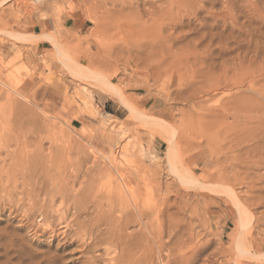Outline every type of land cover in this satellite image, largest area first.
Segmentation results:
<instances>
[{"label": "rangeland", "instance_id": "1", "mask_svg": "<svg viewBox=\"0 0 264 264\" xmlns=\"http://www.w3.org/2000/svg\"><path fill=\"white\" fill-rule=\"evenodd\" d=\"M127 1L129 0H120V2L119 0H0V264H116L114 260L120 261L127 252L124 250L126 254L123 253L120 246H117V250L113 237L109 236L111 238L108 240L107 235L111 231V235L120 231L119 217L123 212L132 209L129 212L133 216L138 215L134 206H130L132 202L127 196L128 201L124 197L119 198L118 191L113 190L114 186L107 187L109 182L106 177L110 174H115L117 177L119 171L126 180L132 181V187L134 183L139 184L134 188L141 184L138 190L144 191L141 204L145 208L141 204L140 206L145 210L142 209L144 213L152 209L148 212L150 214L144 215L143 220L156 232L161 231L164 238L161 236L162 240L158 239V241L169 244L174 235L192 233L191 239L184 247L186 250L184 248L182 250L188 258L193 259L187 264L193 262V264H261V262L264 264V244L261 243L264 240V168L260 165L264 162L262 158L264 146L262 149L260 146L264 143V118L263 121L253 117L247 120V112H244L239 122L234 116H230L236 114L238 106L233 97L240 91L235 88L228 91L221 84L223 78L220 75L224 77V68L226 64L231 63L236 53L232 55L226 51L224 57L223 54L219 57L220 48L217 46V41L209 49L210 52L205 48L206 43H199L204 32L202 30L204 18L210 13L219 14L221 3H213V5L211 0H199L197 2L198 8L200 7L197 12L199 15L197 14L196 17L188 16L189 13L180 15L185 18L188 16L189 21L183 18L184 21H188L185 22L188 24L185 25L186 28L179 27L173 30L174 54L179 57L180 52L196 50L201 58L202 55L205 58L201 59L199 56L193 66H188L185 62L178 64L177 61L174 65L171 61L168 62L169 65L172 63L169 66L167 62L161 64L158 60L137 58V53L151 40L139 34L129 36L127 30L134 23L136 7L139 5V10L158 12L177 0H159L147 6H143L142 0H134L133 6L121 13V4ZM79 18L88 25L87 33L84 35L72 33L64 27L67 21ZM197 18L199 20L195 21ZM149 19L145 17L143 21ZM43 24L44 27H52L54 31L53 43L56 55L53 61L43 58V65L40 67L30 60L29 45L32 40L44 39L47 36L36 37L28 33L37 25ZM222 25L224 24H220V30H223ZM211 50H215L214 57H210L214 54L209 55ZM129 51L132 54H129ZM228 60L229 62L225 63ZM182 66H185V69ZM202 69L205 70L204 75ZM231 73L228 77L233 75ZM103 80L108 82L109 89H106L109 92L103 90L105 88L101 86L104 85ZM213 81L214 84L219 82L221 85L219 83V86L216 85L217 83L210 85ZM229 99L231 102L228 101ZM257 114L261 115L258 112ZM257 114L252 113L254 117ZM249 120L254 121L250 122L251 124L256 121L257 125L251 126ZM261 122L262 130L259 131ZM250 127L258 130L257 134L259 132L263 134L259 133L256 138V131L250 132L248 130H251ZM245 131L246 134L253 133L252 136L255 134L253 136L255 138L249 136V133L246 136ZM241 134L245 136L244 138H252H246L247 141L243 140L244 138L240 139ZM238 135L243 142H238L234 146L233 143L237 142ZM50 137L52 139H49ZM168 138L173 139L175 144L171 161L168 158L170 147ZM214 139L220 144L214 143L215 141H212ZM210 140L215 146L217 145L218 150L220 147L222 151L219 152ZM228 145L232 146L230 150ZM257 145L255 149H258V152L253 151V154L251 149ZM223 149L228 154L225 155ZM243 149L245 151L250 149L251 153ZM211 150L216 152V156L209 153ZM259 152H262V155H259L261 161L257 155ZM53 155L56 161L57 157L60 159L51 166V162L54 161ZM234 155H237V158ZM107 161L111 168H107L109 165ZM252 162L260 167L256 165V168ZM123 168L128 170L124 171ZM137 170L142 172L139 174ZM246 171L250 175L245 176ZM135 174H138L137 178ZM129 175H132L133 180ZM73 176L77 177V182ZM98 176L102 179H97L100 178ZM58 180L59 182L65 180V184L59 183ZM103 182L108 190L104 188ZM74 184L76 187H73ZM153 185L158 187L156 195L160 197L147 194L148 190L155 189ZM90 189L93 191L91 192ZM71 191L72 194L75 192L73 196ZM103 194L109 198L108 201ZM98 197L102 201L95 203ZM121 198L122 202L123 199L126 201L123 202L124 204L120 201ZM165 201L169 202L166 204L170 205V208L165 207ZM100 202H103L104 206ZM118 202L120 206L124 205L123 209ZM107 203L111 205V209L113 208L109 218L107 216L110 207ZM77 204L81 205V208L84 207L81 212L86 214H80ZM99 204L103 208L98 207ZM127 206L129 209H126ZM153 206L157 207V210L153 209ZM103 209L107 210L108 215ZM95 210H98V213ZM102 210L110 222L107 218L105 220ZM158 211L160 214L163 211L164 215L161 216ZM165 211L170 213L169 216L164 213ZM152 212L156 213V216L152 217ZM111 216L115 217L116 221ZM136 216L132 217V221L134 219L136 223L134 221L131 223L141 224L142 220ZM100 217L104 220H100ZM151 217L152 219L155 217V222L150 219ZM91 220L96 221L95 224L92 222L93 225H90ZM150 222L153 224L151 225ZM84 224L89 225L86 230H84L85 226L88 225L83 227ZM113 224L117 229L112 227ZM134 224L129 226L131 229H123V232L127 230L124 233L128 235L134 230L133 234H136L140 225L138 227ZM159 224L165 226L158 227ZM94 225L95 228L100 225L99 229L94 231L95 228L92 227ZM155 226L160 230H156ZM101 227L105 228L107 235ZM169 227L171 231L178 233L174 234L175 232H171ZM175 227L181 228L184 233ZM104 239L107 242H104ZM110 240L113 242L112 245ZM150 243L149 246L154 244L155 248L151 246V254H155L153 259L157 264L158 246L152 240ZM167 248L162 253L167 257L162 256L164 260L167 259L164 261L165 264H170L169 261L174 258L171 254L175 255V253ZM177 255L180 253L177 252ZM177 255L175 257H178Z\"/></svg>", "mask_w": 264, "mask_h": 264}, {"label": "bare ground", "instance_id": "2", "mask_svg": "<svg viewBox=\"0 0 264 264\" xmlns=\"http://www.w3.org/2000/svg\"><path fill=\"white\" fill-rule=\"evenodd\" d=\"M133 1L134 0H129V1H127V2H124V3H122L121 5H122V8L120 9L121 11V13H123L124 11H126V9L127 8H131L132 6H133ZM136 1V0H135ZM155 1H159V0H142V4H143V6H147V4H150L151 2H155ZM199 0H177V1H175V3H174V1H173V3L171 2V4H170V6H168V7H166V8H161V9H163V10H161L160 8V10L158 11V12H153V11H148L147 10V12H145V10L144 11H142V10H139V6L138 7H136V11H135V13H137L136 15H135V20H134V23L133 24H131L130 25V27H129V29L127 30V34L129 35V36H132V35H135V34H139V35H141V36H143V37H145V38H149L150 40H151V42L148 44V45H146L145 46V48H143L139 53H137V58H140V60L141 59H143V58H147V59H149V60H151V59H154V60H158L159 62H161V64H166V62L168 63V62H172L173 63V65H174V62H178V64H179V62H185V63H187V65L188 66H193V64H195V63H197V61H198V58H199V52L198 51H196V50H188V51H185V52H180V54H179V57H177L175 54H174V43H175V41H174V43H173V35H174V32H173V30H176L177 28H179V27H181V28H183V27H185V25H188V24H185V22L187 23L188 21H189V18H188V16L189 15H195V17L197 16V12L199 11V8H198V4L199 3H197ZM201 1V0H200ZM100 2V1H99ZM111 2V1H110ZM113 2V1H112ZM119 2H120V0H119ZM211 2H212V4L214 3H221V6H222V8H221V10H220V13L219 14H217L216 12H214V13H210L209 15H207L205 18H204V20H203V23H202V30H204V32L201 34V38H200V40H199V43L201 44V43H206V46H205V48L209 51V49L210 48H212L214 45H215V43H216V41H217V46H219V48H220V54H219V57L220 56H222V54H223V57H224V54H226L227 52L226 51H228V52H230L232 55L234 54V53H236L235 54V56L233 57V59H232V61H231V63L230 64H226V66H225V68H224V77L223 76H221L220 75V77L221 78H223L222 79V81H221V84H223L224 85V87L226 88V89H228V91H229V89H231V88H235V89H237V90H239L238 92V94L236 95V96H234L233 97V99H234V101H236V104H237V108H236V114L234 115H230V116H234V118L235 119H238L237 121H239V120H242V119H239V118H241V114L242 113H244V112H247V116H248V118H247V120L248 119H251V117H253V118H255L256 120H258V121H260V120H262L263 121V118H264V0H211ZM116 3V2H115ZM197 3V4H196ZM201 3H203V1L201 2ZM219 3V4H220ZM107 4V3H106ZM109 4V3H108ZM213 4V5H214ZM114 5V4H113ZM197 5V6H196ZM107 6V5H106ZM115 6V5H114ZM150 6V5H149ZM154 6V5H153ZM151 7H152V4H151ZM161 7V6H160ZM203 7V6H202ZM154 10V9H153ZM142 11V12H141ZM208 11V10H207ZM200 12H201V9H200ZM183 13H189L188 14V16H187V18H185V16H183V17H181L182 15H183ZM181 15V16H180ZM199 15V14H198ZM145 17H148V18H150L149 20H145V21H143L144 19H145ZM181 17V18H180ZM193 17V16H192ZM194 17V18H195ZM183 18H185V19H188V21H184V19ZM193 18V19H194ZM190 19H191V16H190ZM192 19V20H193ZM197 20H199L198 18L195 20V21H197ZM201 20V19H200ZM211 20V21H210ZM168 21V23L166 24V22ZM191 21V20H190ZM200 23V24H201ZM221 23H223L224 25H222L223 26V30H220L219 29V27H220V24ZM96 25V24H95ZM200 26V25H199ZM189 27V26H188ZM186 28V27H185ZM197 28V27H196ZM200 28V27H199ZM222 29V28H221ZM168 33L167 35H165L164 33H166V32ZM169 31V32H168ZM188 33V32H187ZM175 36V35H174ZM176 41H177V38L175 39ZM59 45V44H58ZM130 46V45H129ZM131 46H133V45H131ZM59 48V47H58ZM200 48V47H199ZM218 48V47H217ZM192 49V48H191ZM60 52V51H59ZM176 52V51H175ZM210 52V51H209ZM215 50H211V53H209V55H213V56H210V57H214L215 56ZM223 52V53H222ZM224 52H226V53H224ZM177 53H178V51H177ZM59 54H61V53H59ZM129 54H132V52L131 51H129ZM136 54V53H135ZM181 54H184V56H180ZM119 55H121V54H119ZM202 55V54H201ZM208 55V56H209ZM207 56V57H208ZM202 57L203 58H201V56H200V58L201 59H204L205 57H204V55H202ZM207 57H206V59H207ZM216 58V57H215ZM131 59V58H130ZM221 59V58H220ZM129 62V61H128ZM201 62H202V60H201ZM200 62V63H201ZM205 62H206V60H205ZM208 62V61H207ZM229 62V60L228 61H226L225 63H228ZM171 63V64H172ZM158 64V63H157ZM160 64V63H159ZM160 64V65H161ZM170 64V65H171ZM178 64H176V65H178ZM206 64V63H205ZM167 65H169V63L167 64ZM169 65V66H170ZM173 65H172V67H173ZM202 65H204V63H202ZM207 65V64H206ZM213 65V64H212ZM210 66V65H209ZM214 66V65H213ZM213 66H212V68H213ZM172 67H171V69H172ZM175 67H178V66H175ZM175 67H174V69H175ZM185 67V66H184ZM183 66H182V68L183 69H185ZM206 67V66H205ZM208 67V66H207ZM166 68V67H165ZM181 68V69H182ZM187 68V67H186ZM209 68V67H208ZM221 68H222V65H221ZM75 69V68H74ZM173 69V70H174ZM177 69H179V68H177ZM214 70H215V68H213ZM213 69H211V70H213ZM33 70V69H32ZM166 70H168V69H166ZM202 70H204V69H202ZM222 69H220V71H221ZM79 72H80V70H79ZM86 72V71H85ZM171 72H173V71H171ZM175 72V71H174ZM204 72H205V70L203 71V75H204ZM230 72H232L233 73V75L231 76V77H228V75H229V73ZM82 73V72H81ZM215 73V72H214ZM218 73H220V72H218ZM231 73V74H232ZM22 74V73H21ZM85 74H87V73H85ZM207 74V73H206ZM210 74V73H209ZM208 74V75H209ZM211 74H212V72H211ZM210 74V75H211ZM221 74H222V72H221ZM201 75V74H200ZM207 75V76H208ZM219 74H217V76H218ZM223 75V74H222ZM207 76H205L206 78H207ZM214 76V75H213ZM213 76H212V78H213ZM54 77V76H53ZM202 77H204V76H202ZM209 77V76H208ZM219 77V76H218ZM217 77V78H218ZM211 78V79H212ZM216 78V79H217ZM56 79V78H55ZM208 79V78H207ZM219 79V78H218ZM205 80V79H204ZM210 80V79H209ZM45 81V80H44ZM100 81V80H99ZM98 81V82H99ZM104 81V85L102 84L101 86L103 87V86H105V88L103 89L102 87H100V88H102L104 91H106V90H108L109 88V86H108V82H105V80H103ZM102 81V82H103ZM208 81V80H207ZM15 82V81H14ZM1 83V82H0ZM217 83V84H216ZM215 84L217 85V86H219L218 85V83L219 82H216ZM44 84V83H43ZM48 84V83H47ZM98 84V83H97ZM214 84V81H213V84H210V85H215ZM220 84V83H219ZM220 84V85H221ZM13 86V85H12ZM23 86V85H22ZM204 86V85H203ZM57 87V86H56ZM113 87V86H112ZM221 87V86H220ZM106 88H108V89H106ZM114 88V87H113ZM211 88V87H210ZM213 88V87H212ZM215 88H216V86H215ZM209 89V88H208ZM217 89H219L220 90V88H218L217 87ZM223 89V88H222ZM226 89H224V90H226ZM102 90V91H103ZM114 90H115V88H114ZM232 90H234V89H232ZM231 90V91H232ZM218 91V90H217ZM223 91V90H222ZM222 91L220 92V93H222ZM230 91V92H231ZM2 92V91H1ZM107 92V91H106ZM105 92V93H106ZM108 92H109V90H108ZM111 92H113L112 90H111ZM110 92V93H111ZM226 92V91H225ZM236 92V91H235ZM111 94H113V93H111ZM224 94V93H223ZM227 94V93H226ZM232 94V93H231ZM7 95V94H6ZM206 95V94H205ZM215 95V94H214ZM222 95V94H221ZM11 96V95H10ZM14 96V95H13ZM17 96V95H16ZM194 96V95H193ZM209 96V95H208ZM8 97V96H7ZM204 97V96H203ZM228 97H229V95H228ZM18 98V97H17ZM206 98H207V96H206ZM230 98V97H229ZM92 99V98H91ZM198 99V98H197ZM228 101H230V99L228 100ZM234 101H233V103H234ZM6 102V101H5ZM8 102V101H7ZM231 102V101H230ZM222 103V102H221ZM225 103V102H224ZM235 104V105H236ZM30 105V104H29ZM7 106V105H6ZM87 106V105H86ZM231 106H233V105H231ZM16 107V106H15ZM13 108V107H12ZM233 108V110H234V107H232ZM1 109V108H0ZM230 109V108H229ZM4 110H6V109H4ZM3 110V111H4ZM35 110V109H34ZM226 110V109H225ZM224 110V111H225ZM231 110V109H230ZM9 111V110H8ZM7 111V112H8ZM12 111V110H11ZM234 112V111H233ZM254 112H256V113H254ZM257 112L258 113H261V115L260 116H258L259 114H257ZM4 113V112H3ZM2 113V114H3ZM252 113L255 115V114H257V116L256 117H254L253 115H252ZM9 114V113H8ZM225 114H228V113H226L225 112ZM135 115V114H134ZM6 116V115H5ZM9 116V115H8ZM30 116V115H29ZM222 116V115H221ZM246 115H245V117H247ZM27 117H28V115H27ZM136 117V116H135ZM223 117H224V115H223ZM227 116H225V118H226ZM206 118V116L204 117V119ZM1 119V118H0ZM12 119V118H11ZM244 119H246V118H244ZM243 119V122L245 121ZM108 121V120H107ZM225 121V120H224ZM236 121V122H237ZM40 122V121H39ZM240 122V121H239ZM249 123L250 122H254V121H251V120H249L248 121ZM104 123V122H103ZM106 123V122H105ZM226 123V122H225ZM229 123V122H228ZM247 123V122H246ZM255 123H256V121H255ZM254 123V124H255ZM257 123H259V122H257ZM3 124V123H2ZM27 124V123H26ZM251 124V123H250ZM254 124L252 123L251 124V126H254ZM108 125V124H107ZM243 125V124H242ZM246 125V124H245ZM255 125H257V124H255ZM262 122H261V126H260V130L259 131H261L262 130ZM215 126V125H214ZM238 126V125H237ZM259 126V125H258ZM258 126H255V128L256 127H258ZM50 127V126H49ZM212 127V126H211ZM216 127V126H215ZM239 127V126H238ZM242 127V126H241ZM210 128V127H209ZM245 128V127H244ZM243 128V129H244ZM251 128V130L250 129H248L250 132L252 131L253 133H255V131H256V138H257V136H259V133H261V132H259L258 134H257V131L258 130H254V128L253 127H250ZM13 129V128H12ZM246 129V128H245ZM244 129V130H245ZM21 130V129H20ZM31 130V129H30ZM121 130H122V128H121ZM211 130H212V128H211ZM121 132V131H120ZM119 132V133H120ZM211 132V131H210ZM240 132H241V130H240ZM246 132L247 131H245V135L247 136V134L249 133H247L246 134ZM202 133V132H201ZM215 133V132H214ZM244 133V132H243ZM242 133V134H243ZM253 133H249V136L251 135V134H253ZM264 133V132H263ZM263 133H261V134H263ZM123 135H124V133H122ZM241 134V135H242ZM255 135V134H254ZM253 135V136H254ZM264 135V134H263ZM41 136V135H40ZM54 136V135H53ZM206 136H208V135H206ZM252 136V135H251ZM252 136V137H253ZM245 137V136H244ZM243 137V135H242V137H240V139H243L244 138ZM251 137V138H252ZM24 138V137H23ZM57 138V137H56ZM211 138V137H210ZM231 138V137H230ZM238 139H239V135H238V137H237ZM247 138V137H246ZM246 138H244L243 140H246ZM248 138H250V137H248ZM247 138V139H248ZM250 138V139H251ZM253 138H255V137H253ZM260 138V137H259ZM49 139H52L51 137L49 138ZM238 139H236L237 140V142L236 143H233L234 144V146L235 145H237L238 144V142H241L242 140H240L239 139V141H238ZM262 139V138H261ZM42 140V139H41ZM168 140V142L170 143V147H169V161H171L172 160V154H173V149L175 148L174 146H175V144H174V142H173V139H170V138H168L167 139ZM206 140V139H205ZM226 140V139H225ZM231 140V139H230ZM232 140H235V139H232ZM254 140V139H253ZM16 141V140H15ZM23 141H24V139H23ZM209 141V140H208ZM211 141V140H210ZM214 143H217L216 142V140L214 139V140H212ZM211 141V142H212ZM247 141V140H246ZM258 141V140H257ZM262 141V140H261ZM263 141H264V138H263ZM211 142H209V144L211 143ZM212 142V144H214ZM232 142H234V141H232ZM243 142V141H242ZM241 142V143H242ZM245 142V141H244ZM7 143H8V141H7ZM12 143V142H11ZM36 143V142H35ZM223 143H224V140H223ZM226 143H228V142H226ZM255 143V142H254ZM261 143V142H260ZM263 143V142H262ZM16 144H17V142H16ZM37 144V143H36ZM212 144H211V147H212ZM220 143L218 142V145H219ZM225 144V143H224ZM245 144V143H244ZM256 144H258L257 142H256ZM9 145V144H8ZM222 145V144H221ZM231 145V144H230ZM243 145V144H242ZM259 145V144H258ZM258 145L257 146H255L254 148L252 147V149H251V152H253V151H255V152H258V149L256 150L255 148L256 147H258ZM62 146H64V145H62ZM70 146H71V144H70ZM214 146H215V144H214ZM213 146V147H214ZM217 146V145H216ZM216 146H215V148H216ZM223 147H224V145H222ZM229 146V145H228ZM233 146V147H234ZM240 146H241V144H240ZM261 146V149H262V146H264V143H263V145L261 144L260 145ZM260 146H259V148H260ZM8 147V146H7ZM15 147H17V146H15ZM43 147V146H42ZM41 147V148H42ZM124 147V146H123ZM208 147H210V145L208 146ZM211 147L209 148V150L211 149ZM212 147V148H213ZM230 147V146H229ZM232 147V146H231ZM231 147L229 148V150L231 149ZM238 147H239V145H238ZM11 148V147H10ZM225 148V147H224ZM241 148V147H240ZM9 149V148H8ZM66 149V148H65ZM72 149V148H71ZM124 149V148H123ZM130 149V148H129ZM217 150H218V148H216ZM225 149H227V148H225ZM225 149H223V151H225V155L226 154H228L227 152H226V150ZM232 149H234V148H232ZM236 149V148H235ZM238 149V148H237ZM250 149L249 150H247V151H245V149H243L245 152H250ZM255 149V150H254ZM261 149L259 150V151H261ZM63 150H64V148H63ZM214 151H217V150H215V149H213ZM239 150V149H238ZM8 151V150H7ZM17 151V150H16ZM62 151V150H61ZM122 151V150H121ZM125 151V150H124ZM219 152H221L222 150H220V147H219V150H218ZM237 151V150H236ZM21 152V151H20ZM229 152V151H228ZM231 152H233V150H231ZM244 152V153H245ZM250 152V153H251ZM11 153V152H10ZM24 153V152H23ZM65 153V152H64ZM72 152H70V154H71ZM128 153V152H127ZM209 153H212V154H214V156H216L215 154H216V152H212V150L211 151H209ZM235 153V152H234ZM262 153V152H261ZM260 152H259V154H257L258 155V158H259V155L261 154ZM32 154V153H31ZM135 154V153H134ZM133 154V155H134ZM212 154H209V155H212ZM224 154V153H223ZM232 154V153H231ZM238 154V153H237ZM248 154V153H247ZM246 154V155H247ZM253 154H254V152H253ZM264 154V153H263ZM15 155V154H14ZM262 155V154H261ZM260 155V156H261ZM66 156V155H65ZM64 156V157H65ZM90 156V155H89ZM88 156V157H89ZM108 156V155H107ZM107 156H106V158H107ZM213 156V157H214ZM235 156V155H234ZM237 156V155H236ZM235 156V158H237ZM243 156V155H242ZM21 157H23L22 156V154H21ZM56 157V156H55ZM99 157V156H98ZM136 157V156H135ZM205 157H207V156H205ZM211 158H212V156H210ZM238 157H240V156H238ZM256 158V156H253V158ZM51 158H52V156H51ZM66 158V157H65ZM70 158V157H69ZM72 158H74V157H72ZM95 158H97V157H95ZM241 158V157H240ZM247 158V157H246ZM262 158H264L263 157V155H262ZM49 159V158H48ZM53 159H54V155H53ZM57 159V161L60 159V158H56ZM92 159V158H91ZM111 159H114V158H111ZM136 159V158H135ZM207 159V158H206ZM260 160L259 161H261V157L259 158ZM47 160V159H46ZM74 160V159H73ZM79 160V159H78ZM85 160V159H84ZM93 160V159H92ZM103 160V159H102ZM106 160V159H105ZM240 160V159H239ZM55 161V162H54ZM54 161H52L51 162V160H50V162H51V166L53 165V163H54V165L56 164V160L54 159ZM61 161V160H60ZM71 161V160H70ZM70 161H68V162H70ZM77 161V160H76ZM104 161V160H103ZM113 162H114V160H112ZM241 161V160H240ZM257 161H258V159H257ZM264 161V160H263ZM65 162H66V160H65ZM112 162V163H113ZM244 162V161H243ZM255 162H256V160H255ZM255 162H252V164H254ZM79 163H80V161H79ZM101 163H103V162H101ZM106 163V162H105ZM107 163H108V161H107ZM117 163V162H116ZM119 163V162H118ZM120 163H122V162H120ZM135 163H136V161H135ZM138 163V162H137ZM211 163H213V162H211ZM218 163V162H217ZM256 163H258V162H256ZM25 164H26V162H25ZM58 164V163H57ZM68 164V163H67ZM72 164V163H71ZM87 164V163H86ZM97 164V163H96ZM109 164V163H108ZM140 164V163H139ZM209 164H210V162H209ZM99 165H101V164H99ZM131 165V164H130ZM141 165V164H140ZM256 165H258V164H256ZM256 165L254 164L253 166H255L256 167ZM263 168H264V162H262V164H260ZM127 166V165H126ZM67 167V166H66ZM110 167V164L108 165V167L107 168H109ZM257 167H260L259 165L257 166ZM256 167V168H257ZM261 167V168H262ZM45 168V167H44ZM51 168H53V167H51ZM68 168V167H67ZM100 168V167H99ZM98 168V169H99ZM102 168V167H101ZM111 168V167H110ZM114 168H115V166H114ZM127 168H130V167H127ZM46 169V168H45ZM54 169V168H53ZM106 169V168H105ZM113 169V168H112ZM123 169H125L124 171H127L126 170V168H123ZM259 169V168H258ZM29 170V169H28ZM79 170V169H78ZM131 170V169H130ZM261 170V169H260ZM47 171V170H46ZM45 171V172H46ZM76 171H77V169H76ZM95 171V170H94ZM109 171H110V169H109ZM118 171H119V169H118ZM134 170L132 169V172H133ZM137 171H139V170H137ZM35 172V171H34ZM96 172H101V171H96ZM112 172V171H111ZM115 172V171H114ZM113 172V173H114ZM140 172H142V171H139V174H140ZM144 172V171H143ZM19 173V172H18ZM84 173H85V171H84ZM92 173V172H91ZM105 172L103 171V174H104ZM119 173H121L120 171H119ZM117 174V177L115 176V174L114 175H112V174H110V176H108V177H106L107 178V180H108V182H109V186H107V187H113V190L114 191H118V194H119V198L120 197H124V199L126 200V198L129 200V201H131L132 202V204L130 205V206H134V209H135V211H136V213H137V215L139 216V218L142 220V223L140 224L139 222V224H134V223H136L135 221H134V219H133V221H134V223H131V222H133L132 221V217H135L136 215V213H134V215L135 216H133L132 215V213L131 212H129V211H132V209L130 210L129 209V206H127L128 208H126V209H129L126 213L128 214V215H126V213H124L123 212V215L121 216V217H119V215H118V217L119 218H121L120 220H119V222L121 223V225L119 224V222H117L119 225H120V227H121V229H120V227H119V229H120V231L119 232H117V230H116V232L117 233H119V234H112V235H114V236H112L110 233L112 232H109V235H107L106 233H105V228L103 229L102 227H101V229H103L104 230V234L105 235H107L108 237L109 236H111V237H113L112 239H113V241L116 243V249H117V246H120V247H122L121 249H123L122 251H123V253H125V252H127V254L125 255V256H123L122 258H121V256H119L120 258H121V260L120 261H118V260H114L115 262H116V264H155L154 263V260L155 259H153L154 258V255H152L151 253H152V248H155V247H153V245L154 244H152L151 246H152V248H151V246H149L151 243V240L153 241V243H155L157 246H158V253H159V262L157 263V264H165V260H167V259H165L164 260V257L166 256H164L162 253H164L163 251H164V249L165 248H167V247H169V249H170V251H172V253L174 252L175 253V255H172L171 253V257H173L174 256V258H171L170 256V258L172 259L171 261H169V262H171L170 264H187V263H190V262H192V260L193 259H191L190 257L188 258L187 256H186V254L182 251L183 250V248L185 247V245H186V242L188 241V240H190L191 239V234L192 233H190L189 235H188V233H187V235H186V233H185V235H180V233H179V235L177 234V235H174V234H176V233H178V232H175V231H171V228H170V231L171 232H175L174 234H172L171 233V235H174L173 236V239H175L176 241H173V239L172 240H170V242H169V244H167L166 242H164V244L162 243V241H160V240H162V239H160L161 238V231H155L154 229H152V227H150L149 225H147V223H145L144 222V215L146 214V213H148V212H150V210H152V209H150V210H148V212H145L144 213V209L143 208H141V206L142 207H144L143 206V204H141V202L143 201V192H140V190H138V188L141 186V184H140V186L139 187H135V188H137V189H135L134 188V186H138V185H136V183H134L135 185L132 187V181H130V180H126L125 179V177L123 176V174ZM126 173V172H125ZM130 173V172H129ZM134 173H136V172H134ZM146 173V172H145ZM243 173V172H242ZM248 171H246V174H245V176H247V175H250V173H248ZM7 174V173H6ZM10 174V173H9ZM9 174H8V176H9ZM36 174V173H35ZM39 175L41 174V172L40 173H38ZM88 174V173H87ZM96 174V176H97V173H95ZM101 173H98V175H100ZM106 175V174H105ZM128 175V174H127ZM134 175V174H133ZM260 175H261V173H260ZM263 175V174H262ZM15 176H16V173H15ZM23 176V175H22ZM77 176V175H76ZM89 176V175H88ZM95 176V177H96ZM101 177H103L102 176V174L100 175ZM100 176H98V177H100ZM126 176V175H125ZM131 176V179L133 180V178H132V175H129V177ZM147 176V175H146ZM154 176V175H153ZM191 176V175H190ZM244 176V175H243ZM73 177H75V176H73ZM93 177V176H92ZM97 178V179H102V178ZM128 177V178H129ZM134 177V176H133ZM135 177L137 178L138 177V174H135ZM134 177V178H135ZM142 177V176H141ZM140 177V179H142ZM157 177V176H156ZM181 177V176H180ZM23 178V177H22ZM44 178V177H43ZM59 178V177H58ZM67 178V177H66ZM76 178V182H77V177H75ZM255 178V177H254ZM41 179V178H40ZM52 179V178H51ZM144 179V178H143ZM260 179H262V178H260ZM14 180V179H13ZM61 180V179H60ZM73 180V179H72ZM78 180H80V179H78ZM89 180H91V178L89 177ZM135 180H137V179H135ZM257 180V179H256ZM16 181V180H15ZM24 181V180H23ZM26 181V180H25ZM70 181H71V179H70ZM69 181V182H70ZM92 181V180H91ZM198 181V180H197ZM263 181V180H262ZM20 182V181H19ZM27 182V181H26ZM58 182H59V180H58ZM61 182V181H60ZM59 182V183H60ZM68 182V183H69ZM75 182V183H76ZM95 182V181H94ZM140 182H142V180L140 181ZM13 183V182H12ZM61 183H64L65 184V180L63 181V182H61ZM72 183V182H71ZM83 183V182H82ZM86 183V182H85ZM92 183V182H91ZM138 183V182H137ZM15 184V183H14ZM23 184V183H22ZM25 184V183H24ZM79 184V183H78ZM93 184V183H92ZM97 184V183H96ZM100 184V183H99ZM111 184V185H110ZM153 184V183H152ZM151 184V185H152ZM29 185V184H28ZM31 185V184H30ZM54 185V184H53ZM70 185V184H69ZM72 185V184H71ZM75 185V184H74ZM73 185V187H76V185L74 186ZM105 184H104V182H103V186H104ZM13 186H15V185H13ZM17 186V188H18V185H16ZM47 186V185H46ZM62 186H63V184H62ZM66 186V185H65ZM89 186H91V185H89ZM96 186H98V185H96ZM100 186V185H99ZM154 186V185H153ZM84 187V186H83ZM92 187V186H91ZM106 187V185L104 186V188ZM155 187V186H154ZM153 187V188H154ZM12 188V187H11ZM25 188V187H24ZM65 188V187H64ZM68 188H69V186H68ZM72 188V187H71ZM157 188L158 187H155V189H150V190H148L147 191V194L148 195H151V196H155L156 195V193H157ZM77 189V188H76ZM89 189V188H88ZM93 189V188H92ZM101 189V188H100ZM106 189V188H105ZM140 189V188H139ZM142 189V188H141ZM159 189H160V187H159ZM63 191L65 190V189H62ZM81 190V189H80ZM91 190V189H90ZM95 190V189H94ZM106 190H108V188L106 189ZM113 190H112V192H113ZM73 191H74V189H73ZM76 191V190H75ZM93 190H91V192H92ZM98 191V190H97ZM104 191V190H103ZM230 191V190H229ZM233 191V190H232ZM30 192V191H29ZM62 192V191H61ZM100 192V191H99ZM112 192H110V195H111V193ZM228 192V191H227ZM226 192V193H227ZM234 192V191H233ZM233 192H232V194H233ZM38 193V192H37ZM68 193V192H67ZM75 193V192H74ZM74 193L72 194V191H71V196H73L74 195ZM78 193V192H77ZM80 193V192H79ZM87 193V192H86ZM106 193V192H105ZM229 193V192H228ZM96 194V193H95ZM94 194V195H95ZM101 194V193H100ZM114 194H116V192L114 193ZM113 194V195H114ZM159 194H161V193H159ZM166 194V193H165ZM169 194H170V192H169ZM235 194V193H234ZM41 195V194H40ZM93 195V196H94ZM104 196V198H107V196H105V194H103ZM38 196H39V194H38ZM37 196V197H38ZM43 196V195H42ZM48 196H49V194H48ZM84 196V195H83ZM87 196V195H86ZM109 196V195H108ZM112 196V195H111ZM111 196H109V197H111ZM127 196V197H126ZM156 196H159L158 194L156 195ZM168 196V195H167ZM232 196V195H231ZM77 197V196H76ZM90 197H92V196H90ZM115 196H113V198H114ZM160 197V196H159ZM172 197V196H171ZM262 197V196H261ZM260 197V198H261ZM42 198V197H41ZM74 198H75V196H74ZM81 198V197H80ZM93 198V197H92ZM112 198V197H111ZM155 198V197H154ZM236 197H234V199H235ZM76 199V198H75ZM79 199V198H78ZM78 199H77V201H78ZM108 199L109 198H107V201H108ZM123 199V202H126V201H128V200H124ZM157 199V198H156ZM171 199V198H170ZM184 199V198H183ZM237 199V198H236ZM262 199V198H261ZM101 199H99V197L97 198V202H95V203H99L98 201H100ZM104 200V199H103ZM83 201V200H82ZM89 201V200H88ZM102 201V200H101ZM121 202H122V198H121V200H120ZM169 201V200H168ZM168 201H165L164 203L166 204ZM237 201V200H236ZM235 201V202H236ZM87 202V201H86ZM85 202V203H86ZM122 202V203H123ZM131 202H129V203H131ZM75 203H76V201H75ZM74 203V204H75ZM77 203H80V202H77ZM91 203V202H90ZM95 203H93V204H95ZM110 203V202H109ZM109 203H107L108 204V206H109ZM128 203V202H127ZM143 203V202H142ZM81 204V203H80ZM87 204H89V203H87ZM100 204L102 205V206H104L103 205V202L101 203L100 202ZM100 204L98 205V207H100V208H103V207H101L100 206ZM111 204V203H110ZM118 204H119V202H118ZM117 204V205H118ZM124 204V203H123ZM126 204V203H125ZM140 204H141V206H140ZM157 203L155 202V205H156ZM168 204H169V202H168ZM77 205H79V204H77ZM82 205V204H81ZM81 205H79L78 207L80 208L79 210H80V214H82V212H81V209H84V207L83 208H81ZM127 205H129V204H127ZM146 205V204H145ZM154 205V206H155ZM238 205V204H237ZM236 205V206H237ZM76 206V205H75ZM83 206V205H82ZM94 206V205H93ZM111 206V205H110ZM109 206V207H110ZM113 206V205H112ZM115 206V205H114ZM119 206H120V204H119ZM122 206H124V205H122ZM122 206H120L121 208H122ZM152 207L153 209L155 208V207ZM158 206V205H157ZM160 206V205H159ZM164 206V205H163ZM179 206V205H178ZM181 206V205H180ZM238 206H240V205H238ZM77 207V206H76ZM91 207V206H90ZM107 207V206H106ZM147 207V206H146ZM165 207H169L170 208V205L168 206L167 204L165 205ZM117 208V207H116ZM115 208V209H116ZM131 208V207H130ZM145 208V207H144ZM157 208V207H156ZM155 208V209H156ZM160 208V207H159ZM240 208V207H239ZM93 209H95V207L93 208ZM107 209V208H106ZM113 209V208H112ZM111 209V207H110V210H109V215H108V213H107V215L106 214H104L105 212H103V210H102V212H103V214H104V216L102 215V213H101V216H103V217H105V220H106V218L108 217H110V211L112 210ZM120 209V208H119ZM123 209V208H122ZM122 209H120V210H122ZM133 209V210H134ZM144 211H143V210ZM164 208L162 207V210H163ZM181 209H182V207H181ZM75 210H78V209H75ZM79 210H78V212H79ZM86 210H88V208H86ZM118 210V209H117ZM146 210H147V208H146ZM157 210V209H156ZM165 210H167L168 211V209H166L165 208ZM83 211V210H82ZM85 211V210H84ZM83 211V212H84ZM88 211H90V209L88 210ZM96 212L98 211V210H95ZM101 211V210H100ZM154 212H155V210H153ZM164 211V210H163ZM163 211H162V213H163ZM169 211H170V209H169ZM70 212V211H69ZM87 212V211H86ZM93 212H94V210H93ZM112 212V211H111ZM120 213H121V211H119ZM154 212H152L153 214H152V217H153V215L154 216H156L155 214H154ZM161 212V211H160ZM98 213V212H97ZM114 213H116V212H114ZM160 214L159 213V211H158V214H160L161 216L162 215H164V214ZM164 213H166V214H168L166 211L164 212ZM83 214H86V213H83ZM82 214V215H83ZM99 214H100V212H99ZM98 214V216H100ZM148 214H150V213H148ZM170 214V213H169ZM169 214H168V216H169ZM81 215V216H82ZM113 215V214H112ZM87 216V215H86ZM107 216V217H106ZM138 216H136V217H138ZM146 216V215H145ZM151 216V215H150ZM171 216V215H170ZM84 217V216H83ZM101 218L100 217V220L101 219H103L104 220V218ZM152 217L150 218V219H152ZM160 217V216H159ZM79 218V217H78ZM108 218H107V220H108ZM111 218H112V216H111ZM114 218V220H115V217H113ZM112 218V219H113ZM149 218V217H148ZM147 218V219H148ZM155 218V217H154ZM154 218L152 219L153 221H154ZM99 219V218H98ZM111 219V220H112ZM118 219V218H117ZM159 219H161V217L159 218ZM79 220H80V218H79ZM135 220H136V218H135ZM140 220V221H141ZM171 220V219H170ZM169 220V221H170ZM83 221V220H82ZM95 221V220H94ZM113 221V220H112ZM116 221V220H115ZM150 221V220H149ZM152 221V222H153ZM164 221V220H163ZM85 222V221H84ZM84 222H82V223H84ZM93 221L91 220V223H92ZM96 222V221H95ZM95 222H93L94 224H95ZM108 222H110L109 220H108ZM144 222V223H143ZM152 222H150L151 223V225L153 224ZM155 222V221H154ZM159 222V221H158ZM157 221H156V223H158ZM175 222V221H174ZM79 223H80V221H79ZM82 223H81V225H82ZM86 223H88L87 221H86ZM90 223V225H93V223L91 224ZM97 223H99V222H97ZM101 223V222H100ZM103 223H104V221H103ZM131 223V224H130ZM149 223V224H150ZM161 223V222H160ZM105 224V223H104ZM108 224H110V223H108ZM132 224H134L135 226L137 225L138 227H139V225H140V228H139V231L138 230H136V231H138L136 234H133L134 233V230H133V233H131V234H128V235H126L124 232H127V230L126 231H124L123 232V229L125 230V229H129L131 226H132ZM259 224V223H258ZM85 225H88V224H84L83 225V227L85 226ZM154 225H155V223H154ZM162 225V224H161ZM161 225L159 224V226L158 227H161ZM173 225H177V224H173ZM130 226V227H129ZM162 226H165V225H162ZM86 227H89V225L88 226H85V229L84 228H81L80 227V229H84V230H86ZM91 227V226H90ZM92 227H94L95 228V225L94 226H92ZM96 227H97V225H96ZM99 227H100V225L97 227L98 229H99ZM106 227V226H105ZM112 227L113 228H115L114 227V224L112 225ZM111 227V228H112ZM123 227V228H122ZM173 227V226H172ZM97 228H95L94 229V231H96V229ZM164 228H166V227H164ZM164 228L162 229V230H164ZM177 228H179V227H177ZM176 227H175V229H177ZM190 228V227H189ZM88 229V228H87ZM91 229H93V228H90V230ZM106 229H108L107 227H106ZM115 229H117V227L115 228ZM131 229V228H130ZM138 229V228H137ZM155 229L156 230H160V228H158L157 229V226H155ZM180 230H181V228H179ZM89 230V229H88ZM114 230V229H113ZM169 230V229H168ZM178 230V229H177ZM179 230V231H180ZM192 230V229H191ZM97 231H99V230H97ZM165 231V230H164ZM167 231V230H166ZM85 232V231H84ZM88 232V231H87ZM115 232V231H114ZM129 232V231H128ZM131 232V231H130ZM181 232H183L182 230H181ZM92 233V232H91ZM163 234L165 233V234H167L166 232H162ZM184 233V232H183ZM93 234H95V232H93ZM98 235V234H97ZM168 235H169V232H168ZM199 235V234H198ZM185 236H187L186 238H185ZM99 237V235L97 236V238ZM104 237V236H103ZM107 237V239L109 240L111 237H109L108 238ZM163 238H164V236H162ZM166 237V236H165ZM175 237V238H174ZM198 237V236H197ZM105 238V237H104ZM96 239V238H95ZM158 239H160L159 241H158ZM125 240V241H124ZM164 240V239H163ZM106 240L104 239V242H105ZM111 241V240H110ZM262 241H264V240H262ZM261 241V243H263L264 244V242H262ZM107 242V241H106ZM108 243L110 244V242L108 241ZM108 243H104V244H108ZM112 241H111V245H112ZM165 243L167 244V245H165ZM260 243V242H259ZM158 244H160V245H158ZM114 246V245H113ZM166 246V247H165ZM188 246V245H187ZM262 246V245H261ZM203 247V246H202ZM258 247V246H257ZM260 247V246H259ZM187 248V247H186ZM189 248V247H188ZM168 249V248H167ZM260 249V248H259ZM263 249H264V247H263ZM118 250V249H117ZM124 250H125V252H124ZM154 250H156V249H153V251ZM177 250V251H176ZM184 250H186L185 248H184ZM261 250V249H260ZM115 251V250H114ZM176 251V252H175ZM182 251V252H181ZM262 251V250H261ZM261 251H259V252H261ZM117 252V251H116ZM121 252V251H120ZM120 252H119V254H120ZM155 252H157V251H155ZM177 252L178 253H180V255H177ZM188 252H190V251H188ZM187 252V253H188ZM256 252V251H255ZM122 253V252H121ZM122 253V254H123ZM195 253H196V251H195ZM198 253V252H197ZM118 254V253H117ZM169 254V255H170ZM124 255V254H123ZM164 257H163V256ZM178 256V257H175V256ZM191 255V254H190ZM189 255V256H190ZM191 256H193V255H191ZM259 256V255H258ZM156 257V256H155ZM167 257V256H166ZM199 257V256H198ZM197 257V258H198ZM163 258V259H162ZM169 258V259H170ZM193 258H194V256H193ZM113 259V258H112ZM116 259H117V257H116ZM158 260V259H157ZM196 260V259H195ZM113 261V260H112ZM156 261V260H155ZM258 261H261V260H259L258 259ZM168 262V263H169ZM264 262V261H263ZM194 263V262H193ZM192 263V264H193ZM258 263V262H257ZM114 264V263H113ZM261 264H262V262H261Z\"/></svg>", "mask_w": 264, "mask_h": 264}, {"label": "crops", "instance_id": "3", "mask_svg": "<svg viewBox=\"0 0 264 264\" xmlns=\"http://www.w3.org/2000/svg\"><path fill=\"white\" fill-rule=\"evenodd\" d=\"M44 25L45 24L41 26L37 25L32 31L28 33L29 35H34L36 37L43 35L47 36V38L44 39L32 40L29 45V58L33 63L39 65L40 67L43 65V58H46L48 61H53L56 55V48L53 43L54 31L52 27H44ZM64 27L70 32L76 33L78 35H84L88 30L87 23L80 18L67 21L64 23Z\"/></svg>", "mask_w": 264, "mask_h": 264}]
</instances>
